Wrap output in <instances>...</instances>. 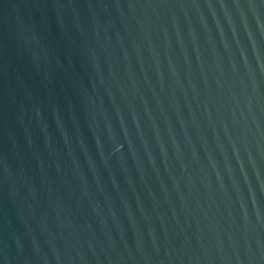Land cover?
I'll return each instance as SVG.
<instances>
[{
    "label": "water",
    "instance_id": "1",
    "mask_svg": "<svg viewBox=\"0 0 264 264\" xmlns=\"http://www.w3.org/2000/svg\"><path fill=\"white\" fill-rule=\"evenodd\" d=\"M0 264H264V0H0Z\"/></svg>",
    "mask_w": 264,
    "mask_h": 264
}]
</instances>
